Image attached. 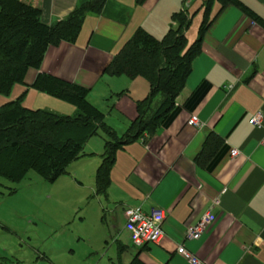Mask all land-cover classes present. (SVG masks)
Masks as SVG:
<instances>
[{
	"label": "crops",
	"instance_id": "0c3cea01",
	"mask_svg": "<svg viewBox=\"0 0 264 264\" xmlns=\"http://www.w3.org/2000/svg\"><path fill=\"white\" fill-rule=\"evenodd\" d=\"M22 1L41 9L44 22L55 24L92 0ZM237 1L239 6H224L221 0H108L100 13L86 16L75 43L50 47L41 70H30L19 84L25 96L31 95L34 89L28 87L41 72L89 89L92 104L94 93L93 98H107L105 122L124 141L138 119V103L150 96L151 87L144 77L106 73L113 58L147 20L153 23L148 33L160 39L165 15L157 9L162 12L167 3L166 17L184 12L191 19L186 36L191 29L192 40L208 23L201 53L170 118L153 134L145 132L117 151L105 195L97 194L96 178L95 193L111 214L115 239L129 236L128 245L117 241L119 249H136L131 262L138 257L144 264H190L178 253L184 245L202 264H264V121L262 127L250 123L260 111L264 114V0ZM34 94L37 100L46 98ZM47 105L65 111L57 103ZM193 115L200 126L188 124ZM104 135L95 171L106 152L109 138ZM232 149L240 154L232 157ZM128 208L146 214L164 211L165 236L159 244L132 243L126 230ZM208 212L212 224L200 239H187L188 228Z\"/></svg>",
	"mask_w": 264,
	"mask_h": 264
},
{
	"label": "trees",
	"instance_id": "16d2710c",
	"mask_svg": "<svg viewBox=\"0 0 264 264\" xmlns=\"http://www.w3.org/2000/svg\"><path fill=\"white\" fill-rule=\"evenodd\" d=\"M107 1L82 2L64 20L48 24L41 9L22 0H0V94L10 95L15 85L24 84L30 70L40 71L50 47L75 43L86 16L100 13ZM145 1L137 0L139 4ZM221 1L224 6H239L237 0ZM174 22L177 27L162 40L139 28L106 69L113 76L144 77L150 83V96L138 103V119L124 141H118L105 114L90 102L89 89L40 72L28 88L75 105L78 114L70 117L24 106L26 92L4 104L0 108V176L20 183L34 171L54 183L82 157L86 143L103 131L109 140L96 178L97 194L105 195L117 151L145 132L153 134L170 118L193 61L201 53L208 23L189 45L186 33L191 19L178 12ZM159 95L161 100L155 104ZM131 264L144 263L135 257Z\"/></svg>",
	"mask_w": 264,
	"mask_h": 264
},
{
	"label": "rangeland",
	"instance_id": "374dc122",
	"mask_svg": "<svg viewBox=\"0 0 264 264\" xmlns=\"http://www.w3.org/2000/svg\"><path fill=\"white\" fill-rule=\"evenodd\" d=\"M123 4H127V1ZM168 4H165L162 12L161 9H157L158 13L165 15L163 20L165 29L161 28L158 31L161 40L171 29L169 19L174 22V15L166 17L169 13L166 11ZM152 24V20H147L144 29L153 32ZM191 31L190 29L187 35L190 45L196 41L195 38L191 39ZM22 89L17 84L10 95L0 94V108L16 99L18 93L21 97L25 91ZM106 89L104 87L103 91ZM31 93L24 97L22 102L24 106L35 110L47 109L70 117H75L77 113V107L69 102L57 100L37 90ZM34 93L46 98L37 100ZM95 95L90 97L93 105L106 113L107 98L101 95L93 98ZM160 100L159 95L156 102ZM34 101L37 102L33 103ZM55 103L65 111L60 112L51 109L53 105H47ZM32 105L35 106L31 107ZM110 114L115 117V110ZM104 138L102 131L92 137L88 146L84 148L83 157L86 154L87 156L78 164L76 161L72 163L67 169L68 172L54 183L45 180L34 171H30L20 183L10 182L0 176V264H129L131 262V254L136 250L135 247L129 245L130 249L123 253L119 249L117 241L128 245L129 236L125 233L120 239H115L116 234L109 220L111 214L104 209L100 197L95 193L97 171V169L95 171V162L99 158L96 153L105 148Z\"/></svg>",
	"mask_w": 264,
	"mask_h": 264
},
{
	"label": "built area",
	"instance_id": "2783aa9c",
	"mask_svg": "<svg viewBox=\"0 0 264 264\" xmlns=\"http://www.w3.org/2000/svg\"><path fill=\"white\" fill-rule=\"evenodd\" d=\"M264 114L260 111L252 117L250 123L256 127H262ZM188 124L193 127L200 126L201 122L197 115H193ZM240 152L232 149L231 156L237 157ZM127 224L126 230L130 233L132 243L137 247H145L151 244H159L165 236L163 224L165 213L163 210H154L146 214L141 208H128L125 212ZM214 221L211 212L204 215L198 223L188 228L187 239L198 240L205 233ZM178 253L182 255L190 264H202L192 252L184 245L178 247Z\"/></svg>",
	"mask_w": 264,
	"mask_h": 264
}]
</instances>
